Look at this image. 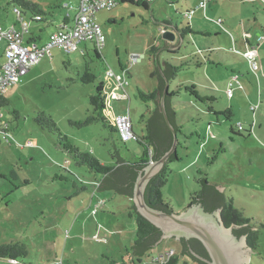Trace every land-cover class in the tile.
<instances>
[{
    "label": "rangeland",
    "instance_id": "rangeland-1",
    "mask_svg": "<svg viewBox=\"0 0 264 264\" xmlns=\"http://www.w3.org/2000/svg\"><path fill=\"white\" fill-rule=\"evenodd\" d=\"M27 1L46 13L45 23L54 25L68 14L74 19L79 8V0ZM201 1L156 0L149 8L124 2L110 11H101L96 19L106 37V46L99 58L91 42L81 43L79 50L71 54L55 48L52 56L32 69L21 85L11 88L12 102L1 109L13 137L0 144V245L16 241L27 245V264H129L125 254L136 239L131 200L114 191L96 190L92 197L94 188L86 181L100 178L79 166L66 147L92 154L110 167L117 166L119 156L128 160L141 158L145 142H122L102 123L84 122L94 114L90 97L97 86L103 83L106 91L115 87L106 71L112 69L121 74L128 70L126 92L130 99L123 90L106 92L105 114L123 115L130 109L134 133L145 139L156 105L142 99L140 92L152 94L159 86L155 58L167 49L159 56L158 65L162 73L166 62L180 67L176 77L168 80V90L174 95L172 105L181 132L177 148L180 160L168 164L170 175L162 190L163 199L174 213H182L202 190L203 178L216 188L228 186L224 189L226 198L258 230L254 231L258 246L251 251L249 264H264V65L260 57L264 48L255 43L260 68L254 72L243 60L246 50L231 42L230 49L220 42L224 31L231 32L224 16L218 19L217 15V11L231 15L241 35L245 26L247 33L257 20L262 29L256 34L264 36V0H209L206 15L203 9H197ZM65 4L72 9L63 8ZM15 7L25 19L34 15L13 0H0L2 22H16ZM191 11L192 19H188L186 13ZM219 20L224 21V26ZM242 20L246 24L241 26ZM199 24L220 35L209 31L206 37L200 36L205 31H197ZM187 28L192 34L182 39V31ZM166 34L175 35V40L171 42ZM153 46L157 49L155 54L151 51ZM5 49L6 43H0L2 64ZM134 55L142 60L131 64ZM217 55L218 60L224 59L223 64L216 63L213 70L203 72L206 56ZM226 59L239 64L234 67L240 71L227 65ZM86 72L96 80L83 83ZM235 76L239 77L242 90L233 87L230 99L227 91ZM209 88L219 96L218 105L208 94ZM210 107L229 110L230 116H217ZM41 113L55 122L60 133L45 123V129L37 123L36 117ZM60 134L68 141L61 139ZM99 200L104 204L94 212ZM181 249L179 241L164 240L151 256L143 259V264H160L154 259ZM181 261L195 264L188 257ZM0 264L11 262L0 260Z\"/></svg>",
    "mask_w": 264,
    "mask_h": 264
},
{
    "label": "trees",
    "instance_id": "trees-1",
    "mask_svg": "<svg viewBox=\"0 0 264 264\" xmlns=\"http://www.w3.org/2000/svg\"><path fill=\"white\" fill-rule=\"evenodd\" d=\"M13 2L18 4L23 10L32 12L35 16H42L44 21L43 17L46 16V13L42 11L38 5L27 0H13ZM124 2L134 3L132 1H122V3ZM141 4L145 8H149L151 5V3L144 2ZM191 33L192 30L187 28L182 31L181 37ZM151 51L155 54L157 51L156 47L153 46ZM95 52L99 58V53L96 50ZM195 65L200 66L199 64ZM164 66L163 75L158 73L160 82L157 89L152 94L140 92L142 99L154 101L156 104V109L153 112L150 121L147 123V137L143 139L145 141V151L141 158L128 160L119 156L117 166L110 167L101 163L92 154H82L78 150L73 149L71 146L66 147V149L74 155V158L79 166L88 168L89 171L96 175V178L101 179H99L101 185L98 190L114 191L119 195L133 199L136 183L140 175L144 173L145 169L150 165L149 150L151 148L153 149V162L155 163L163 158V156L172 148L173 133L167 125L160 101L164 96L166 82L176 77L180 67L174 66L169 62H166ZM95 80L96 77L89 72H86L82 78L83 83H92ZM173 96L174 95L168 90V93L165 94V107L171 124L179 134L181 132V127L176 121V113L172 105ZM106 100L107 95L105 87L103 83H101L97 86L96 93L90 97V103L94 109V114L84 123L91 124L100 122L107 129H109L112 136H118L120 139L116 127L112 124L111 120L105 116ZM6 103L5 97L1 98L0 109H2ZM36 121L43 129L46 128L44 125L47 124L51 130L60 133L55 122L44 113H41L40 116L36 117ZM60 136L61 139L63 138L66 142L68 141L67 137H62L61 134ZM175 160H180L177 153L171 156L169 162L155 177L150 180L146 187L145 201L147 205L154 210L171 214L174 213L171 205L163 199L162 190L168 184L169 180L170 168L168 164ZM95 181L97 180L86 181V183L93 189V183ZM78 182L82 184V179L78 178ZM202 184L204 185L203 189L193 196L188 207L199 204L203 207L205 212L210 214L221 209L225 225L227 227L235 226V236L238 238L247 236L248 245L255 250L258 246V234L252 230L249 220L244 219L243 213L235 209L232 201L227 199L225 194L221 193L216 186H211L206 178L202 179ZM83 189L86 190V187ZM131 210L132 212L130 216L135 217L136 220V239L132 247L126 251L125 257L128 259L129 264H139L145 257L151 256L152 251L156 246H158L162 237V231L148 221L137 210L134 202L132 203ZM180 243L182 246L181 251L178 252L168 264H188L187 262L181 261V258L183 257H188L195 264H209L207 261L211 259L210 255L200 240L196 238H191L189 240L183 238ZM193 244H196L199 247L196 248ZM28 257L29 249L24 243L16 241L0 245V260H9L11 262H15L16 264H26L24 261ZM110 264L118 263L111 262Z\"/></svg>",
    "mask_w": 264,
    "mask_h": 264
},
{
    "label": "built area",
    "instance_id": "built-area-1",
    "mask_svg": "<svg viewBox=\"0 0 264 264\" xmlns=\"http://www.w3.org/2000/svg\"><path fill=\"white\" fill-rule=\"evenodd\" d=\"M122 1H132L134 3H152L156 0H79V8L74 18L72 27H64L59 31L54 32L47 42L42 47L34 46L29 48L25 44V35L29 30V23L23 19V13L15 9V13L20 22V28L16 27H4L0 24V43H6V49L4 51V63L0 65V99L5 97L7 92L24 82V79L29 72L42 62L46 57L52 56V50L58 48L67 54L74 53L79 50V45L83 42L93 43L95 50L101 55L103 49L106 46V37L103 33L102 27L99 25L96 19V14L101 11H110L114 9ZM209 6V0H203L200 2L197 8H201L207 11ZM192 13H186L188 19H192ZM36 21H43L42 16H35ZM219 24L222 22L219 20ZM234 50V49H232ZM84 54V51H82ZM243 57L248 61L252 71L257 72L260 68L259 56L255 48H249L243 53ZM142 60L141 56L134 55L131 57V64ZM128 70H123L121 74L115 73L112 69L106 71V75L114 81L115 90H123L126 92V88L129 86L127 79ZM241 84L239 77L235 76L231 79L227 96L232 98L233 87ZM109 89L108 94H113V90ZM129 97L128 93L126 92ZM108 97V96H107ZM130 99V97H129ZM131 110L123 115H116L112 118L111 122L116 127L121 141L137 140L145 142L142 138L138 137L133 130V124L131 120ZM8 125L2 119V110L0 109V135L3 140L9 141L13 136L12 133L7 130ZM239 130H242V126H239ZM145 144V143H144ZM149 162L153 164V149L149 150ZM101 183L95 181L93 183V195H96V190L100 187ZM104 201L99 200L94 212H97V208L103 206ZM176 251L170 250L165 256L154 259V262L160 264H168L172 258L175 257Z\"/></svg>",
    "mask_w": 264,
    "mask_h": 264
},
{
    "label": "water",
    "instance_id": "water-1",
    "mask_svg": "<svg viewBox=\"0 0 264 264\" xmlns=\"http://www.w3.org/2000/svg\"><path fill=\"white\" fill-rule=\"evenodd\" d=\"M192 34V33H191ZM172 38L175 39V35ZM183 39V36H182ZM168 51H161L155 58L158 72L163 75L159 65V56ZM159 78V75H158ZM168 93V81L164 90V96L160 101L167 125L173 133V145L168 153L158 162L150 164L142 173L136 183L133 199L122 196L124 199L132 200L137 210L153 225L162 231L159 244L164 240L174 239L181 241L183 238L189 240L196 238L200 240L207 249L210 260L209 264H249V258L253 249L248 245L247 236L238 238L234 234V226L227 227L222 219V210L212 214L205 212L199 204L187 208L182 213H166L154 210L145 201V190L150 180L155 177L169 162L171 156L177 153L178 133L171 124L165 107V94ZM173 101V100H172ZM154 103V101H152ZM155 104V103H154ZM156 105V104H155ZM176 161V160H175ZM204 185L202 184V189ZM228 186L217 188L224 194V189ZM108 192V191H101ZM253 231L257 229L251 227ZM158 244V246H159ZM156 246L155 249L158 247Z\"/></svg>",
    "mask_w": 264,
    "mask_h": 264
},
{
    "label": "crops",
    "instance_id": "crops-1",
    "mask_svg": "<svg viewBox=\"0 0 264 264\" xmlns=\"http://www.w3.org/2000/svg\"><path fill=\"white\" fill-rule=\"evenodd\" d=\"M122 3V2H121ZM153 3V2H152ZM151 3V4H152ZM136 4H140V3H136ZM210 5H211V3L209 2V6L208 7H210ZM68 8V9H72V7H70V6H68L67 4H65L64 6H63V8ZM150 7V6H149ZM15 9H18L17 7H15L14 8V10H13V12H14V16H15V18H16V22L14 23V24H11V25H7L6 24V21H4V22H2V20H1V17H0V24H2L4 27H16L17 29H19L20 28V22H19V19H18V17H17V14L15 13ZM198 9V8H197ZM19 10V9H18ZM73 11H77V9H73ZM214 12L215 11H213V14H214ZM203 13H204V15H206L207 14V11H206V13H205V11L203 10ZM23 15V14H22ZM217 15H219L220 17L218 18V19H221L222 18V16H224V18H225V23H226V28L228 29V31H230L231 33H229V32H227V31H224L225 32V35H222L221 37H220V42H222V43H225L224 45H228L229 47H230V42H231V44L234 46V45H237L238 47H240V50H243V51H247L249 48H256L255 47V43H258V47L260 48L261 47V49H263L264 48V36L262 35V34H260V35H257L256 33H257V31H259V28L260 29H262V27H261V25H259L258 24V22H257V20H255V23L253 24V26H252V28L250 29V31H248L247 33H244V30L246 29V26H245V28L243 29V31H242V35L239 33V30H240V28L238 27L239 25H235V23H233L235 20H234V18H232V16L231 15H224L223 13H221V11H217ZM76 16V15H75ZM23 17V19L26 21V22H28L29 23V30H28V33L25 35V44H26V46H28L29 48H33L34 46H37V47H42V46H44V45H46L47 44V42L49 41V38H50V36L54 33V32H57V31H59L61 28H64L65 26L66 27H72L73 26V23H74V19H72L71 18V15L70 14H68L67 16H66V18H63V20H62V22H60V23H56L55 25H54V22H48V23H45V17H43L44 18V21H36L35 19H34V17H35V15H32L30 18H27L26 17V19L24 18V16H22ZM205 17V16H204ZM75 18V17H74ZM28 19V20H27ZM223 19V18H222ZM51 21H55V19L54 20H51ZM243 21V20H242ZM224 22V21H223ZM221 23V25L222 26H224V23ZM242 23H244V24H246V22L245 21H243V22H241V26H242ZM251 23V22H250ZM40 24H43V25H40ZM254 27V28H253ZM225 28V27H224ZM49 29H53L52 31H49ZM176 30H177V28H175ZM47 30V31H46ZM224 30V29H223ZM178 31V30H177ZM197 31H205V34H202V32H200L199 33V35L200 36H204V37H206L208 34H209V31H216V34L217 35H220V32L218 31L217 32V30H214L213 28H209V27H207V26H201V24H199V27L197 28ZM246 31V30H245ZM235 33H238V36H236V35H233V34H235ZM244 33V34H243ZM167 35V34H166ZM167 36H169V39L171 40V42L173 41V35H167ZM235 37V38H234ZM182 38V37H181ZM175 40V39H174ZM4 43V42H3ZM232 48V46L230 47V49ZM234 48V47H233ZM220 55H217L216 57L214 56L213 58H211V57H209V56H206V63L205 64H203L202 66H201V70H203V72H205L206 70H207V72L208 71H210V70H213L214 68L212 67L213 65H215L216 63H219V64H223V61H224V59H221V60H218V57H219ZM261 57V62H263V65H264V51H263V55L262 56H260ZM243 60L244 61H247L244 57H243ZM226 62H227V65H229V66H232V67H234L235 65H239V64H236V63H233V60H227L226 59ZM2 63L0 62V65H1ZM209 66H211V67H209ZM35 68V67H34ZM33 68V69H34ZM200 68V67H199ZM235 69H236V67H234ZM206 69V70H205ZM237 71H240V69H236ZM27 76H29V74L27 75ZM26 76V77H27ZM235 86H237L236 87V89L237 90H242L240 87H239V85H235ZM242 86V85H241ZM209 87V86H208ZM11 90V89H10ZM10 90L7 92V94H6V96H5V100H6V102L7 103H11L12 102V100H10L9 98H10ZM113 90V92H115V88H112L111 89V91ZM207 90H210V88L209 89H207ZM211 92V93H210ZM208 94H210L211 96H212V100L213 101H215V103L218 105V100H219V96L218 95H216L213 91H209L208 92ZM208 94H206V95H204L205 97L206 96H208ZM204 97V99L205 100H208L209 101V99L208 98H205ZM215 98H217V99H215ZM229 98V97H228ZM231 99V98H230ZM217 108H218V106H217ZM106 111H107V107H106V110H105V113H106ZM210 112L211 113H215V115H226V117H228V116H230V115H228L229 114V110H224L223 108H221V109H219V110H216V108L215 107H210ZM233 112V111H232ZM109 113H111L110 111H109ZM105 116L107 117V116H109V119L110 120H112V118L114 117V116H116L115 114L113 115V114H108V115H106L105 114ZM3 121H4V119H3ZM6 121V120H5ZM4 121V122H5ZM176 121H177V119H176ZM223 121H225V120H223ZM5 123H7V125H8V128H9V126H10V123L8 122V121H6ZM177 124H179V122L177 121ZM8 128H7V130H8ZM9 130H10V128H9ZM11 132V131H10ZM2 140H3V138H2V135H0V144H1V142H2ZM97 181H99V180H97ZM92 197H94V195L92 194ZM130 203H131V205H132V203H133V201L131 200L130 201ZM11 262V261H10ZM11 264H16L15 262H11ZM27 264V263H26Z\"/></svg>",
    "mask_w": 264,
    "mask_h": 264
},
{
    "label": "flooded vegetation",
    "instance_id": "flooded-vegetation-1",
    "mask_svg": "<svg viewBox=\"0 0 264 264\" xmlns=\"http://www.w3.org/2000/svg\"><path fill=\"white\" fill-rule=\"evenodd\" d=\"M223 219V218H222ZM230 227H232V226H230ZM235 227V226H234ZM236 228V227H235ZM234 228V229H235ZM191 239V238H190ZM196 248H198L199 246L198 245H196V244H193Z\"/></svg>",
    "mask_w": 264,
    "mask_h": 264
},
{
    "label": "clouds",
    "instance_id": "clouds-1",
    "mask_svg": "<svg viewBox=\"0 0 264 264\" xmlns=\"http://www.w3.org/2000/svg\"><path fill=\"white\" fill-rule=\"evenodd\" d=\"M188 208H189V207H188ZM221 214H222V212H221ZM177 253H178V252L176 251V254H177ZM176 254H175V255H176ZM139 264H143V260H142Z\"/></svg>",
    "mask_w": 264,
    "mask_h": 264
}]
</instances>
